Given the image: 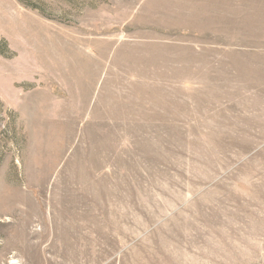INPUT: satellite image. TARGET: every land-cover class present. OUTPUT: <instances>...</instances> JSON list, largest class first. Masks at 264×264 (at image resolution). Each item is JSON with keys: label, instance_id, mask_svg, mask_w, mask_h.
<instances>
[{"label": "rangeland", "instance_id": "obj_1", "mask_svg": "<svg viewBox=\"0 0 264 264\" xmlns=\"http://www.w3.org/2000/svg\"><path fill=\"white\" fill-rule=\"evenodd\" d=\"M0 264H264V0H0Z\"/></svg>", "mask_w": 264, "mask_h": 264}]
</instances>
